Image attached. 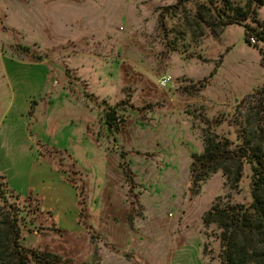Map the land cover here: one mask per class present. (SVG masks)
Segmentation results:
<instances>
[{"label": "rangeland", "instance_id": "rangeland-1", "mask_svg": "<svg viewBox=\"0 0 264 264\" xmlns=\"http://www.w3.org/2000/svg\"><path fill=\"white\" fill-rule=\"evenodd\" d=\"M176 3L0 0V206L24 208L25 248L81 261L93 254L86 228L61 234L53 216L31 214L34 201L10 189L45 174L44 156L86 184L84 222L101 264H223L218 227L204 216L216 204L252 203L251 168L235 187L221 172L196 183L193 155L203 154L208 131L236 141L241 103L264 88V43H247L251 20L192 43L182 24L198 3L160 23V9ZM87 129L91 148L81 139ZM91 200L103 211L92 215Z\"/></svg>", "mask_w": 264, "mask_h": 264}, {"label": "trees", "instance_id": "trees-1", "mask_svg": "<svg viewBox=\"0 0 264 264\" xmlns=\"http://www.w3.org/2000/svg\"><path fill=\"white\" fill-rule=\"evenodd\" d=\"M198 3L196 11L187 15L182 26L187 28L192 37V43H201V39L207 33L217 36L220 30L232 25H242L251 20L257 27L245 24V37L251 45L255 36L258 42L264 43V21L258 19V10L264 8V0H249L244 8L235 6L232 0H177L172 6L160 9V23L167 27L166 18L169 12L190 14L184 4ZM169 11V12H168ZM28 50V49H27ZM176 50V49H175ZM188 49L184 52L187 53ZM213 74L209 77V81ZM204 86V85H203ZM116 110L110 107L104 114L106 125L112 131L116 117ZM237 139L231 141L225 135L206 132L203 137L204 152L201 155H193V181L203 183L213 174L221 172L226 183L237 186L245 176L246 166L251 168V204H236L221 207L216 204L214 208L205 214L206 226L217 225V238L220 240L223 264H264V88L246 97L241 103L236 116ZM43 148H48L42 146ZM54 154L63 156L68 153L51 149ZM43 156V155H42ZM44 157V156H43ZM199 170V171H197ZM66 179L78 191L80 206V222L91 233L93 254L90 259L81 261L61 254L44 251L36 248H25L22 245L24 227L21 222L22 209H10L0 206V264H101L99 249L95 247V235L90 225L84 222L87 219L86 184L78 187L71 179V174L79 172H65ZM1 189V188H0ZM14 192V191H13ZM35 203V208H30L31 214H45L52 216V212L43 210V202L40 197L29 196ZM28 212V213H29ZM45 212V213H44ZM65 234L63 229H56Z\"/></svg>", "mask_w": 264, "mask_h": 264}, {"label": "crops", "instance_id": "crops-1", "mask_svg": "<svg viewBox=\"0 0 264 264\" xmlns=\"http://www.w3.org/2000/svg\"><path fill=\"white\" fill-rule=\"evenodd\" d=\"M50 104V106H54L52 103ZM88 131L89 129L82 132L81 139L84 146L91 148L92 145L96 146L97 143L95 140L90 139ZM40 164L42 166L41 169L45 170V174L40 177H35L33 174L21 192L11 188L9 184L10 189L22 197H41L43 207L52 212V216L59 228L73 234H84L86 230L85 226L80 222L81 210L78 191L67 181L66 174L60 168L55 167L49 158H41ZM48 201L52 205L48 206ZM97 203V201L94 203L92 200L89 203L92 215L103 211L102 207L97 208ZM92 222L94 223L95 220Z\"/></svg>", "mask_w": 264, "mask_h": 264}, {"label": "built area", "instance_id": "built-area-1", "mask_svg": "<svg viewBox=\"0 0 264 264\" xmlns=\"http://www.w3.org/2000/svg\"><path fill=\"white\" fill-rule=\"evenodd\" d=\"M251 42H252V44H255V43H256V41H255L254 38L251 40ZM170 82H172V77H171V76L163 77V78L160 80V86H161L162 88H165V87H167V86L170 84Z\"/></svg>", "mask_w": 264, "mask_h": 264}]
</instances>
